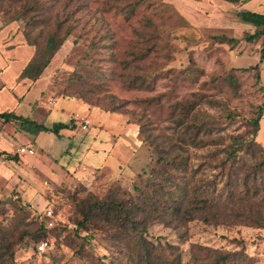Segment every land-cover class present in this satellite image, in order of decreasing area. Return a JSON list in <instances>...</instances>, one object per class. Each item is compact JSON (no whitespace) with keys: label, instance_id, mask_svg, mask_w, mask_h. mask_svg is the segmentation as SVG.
I'll return each instance as SVG.
<instances>
[{"label":"rangeland","instance_id":"1","mask_svg":"<svg viewBox=\"0 0 264 264\" xmlns=\"http://www.w3.org/2000/svg\"><path fill=\"white\" fill-rule=\"evenodd\" d=\"M27 1L0 3V113L70 126L34 140L0 120V153L20 160L0 156V229L23 237L14 264H129L137 233L79 229L81 200L138 212L174 264L212 263L211 251L264 264V152L226 156L264 100L262 41L244 42L253 29L236 13L264 14V0H36L46 10L34 23L4 25ZM56 22L70 36L38 82L21 79ZM259 129L264 147V113Z\"/></svg>","mask_w":264,"mask_h":264},{"label":"trees","instance_id":"2","mask_svg":"<svg viewBox=\"0 0 264 264\" xmlns=\"http://www.w3.org/2000/svg\"><path fill=\"white\" fill-rule=\"evenodd\" d=\"M4 0H0V3ZM232 4H241L247 2V0H223ZM46 7L43 6L42 1L36 0H28L22 6L21 11H18L14 17L9 20H3L4 25H8L15 21H23L27 25H31L37 20L38 13H42L45 11ZM237 19H239L240 23L249 26L253 29L252 32L246 33L244 36V42L246 43H254L256 41H262L260 48V59L264 58V14L252 12L249 10H241L236 13ZM35 26V25H34ZM3 27L1 24L0 29ZM70 29H63V26L56 22L54 28L49 32L46 36L43 44L35 47V52L33 56L30 58L28 63L23 68L20 78L26 79L31 83H36L40 80L41 76L50 65L53 57L58 53L60 48L63 46L66 39L70 36ZM214 41L219 44H228L232 47H236L238 45L237 38H228L226 36L221 37H213ZM32 43V42H31ZM29 43L30 45H33ZM147 54V53H146ZM145 54V55H146ZM143 55V56H145ZM257 68V65L254 69ZM203 71L201 70H192L188 74V76L194 81L202 76ZM229 83L233 84V79L227 78ZM146 81V80H145ZM144 81H141L142 84ZM264 89V88H263ZM113 113V111L111 112ZM264 113V100L262 104H260L257 108L256 117L250 120H246L247 126L251 128V132L248 134L249 140H245L238 137L231 138V146L230 150L226 151L227 159L231 158L237 159V151L241 146H245L249 148V150H257L259 152H264V147L257 141V135L260 131V120ZM235 117V116H232ZM0 120L3 123L10 122H19L20 123V131L29 135L34 140L41 133L47 134H55L57 137L60 136V132L63 130H69L70 123H55L52 126L48 127L44 125L42 122H38L36 120H31L30 117L18 116L14 113H0ZM199 130V129H198ZM0 156H4L7 161L18 163L19 157L17 154L7 153L2 151ZM178 155V154H177ZM176 156V155H175ZM175 156L172 159L168 158V155L165 157L161 154L157 157V161L159 163H165L171 166V168L176 170H181L183 167L181 165L176 166ZM183 161V160H181ZM256 184L253 182V185ZM264 184V183H262ZM181 190L183 192L186 191V188L183 187ZM78 206L81 208L80 214L82 219L75 223V225L79 229L88 230L90 227H95L99 224H106L117 226L120 232H129L132 235L137 233L136 237L133 239L135 241L132 244V250L129 254V264H174L173 260H169L171 255L166 254L164 251H160L155 249L154 245L151 244L146 238L143 237L140 229V223L136 219L138 216V212L133 209H127L126 207L120 206L113 201H99L94 200L93 202H88V200H81L78 202ZM139 207H136L138 209ZM3 229H0V264H14V255L16 252V247L19 243L23 242V237L18 233L14 234L12 232H4ZM15 235L17 236L15 238ZM120 236V235H119ZM128 237L120 236L124 241H130L131 239H125ZM211 251V250H209ZM212 257H215L212 263L206 264H230L232 262V258L234 256L230 254H219L217 251H211ZM82 257V255H80ZM117 264H124L118 262Z\"/></svg>","mask_w":264,"mask_h":264},{"label":"built area","instance_id":"3","mask_svg":"<svg viewBox=\"0 0 264 264\" xmlns=\"http://www.w3.org/2000/svg\"><path fill=\"white\" fill-rule=\"evenodd\" d=\"M20 152L23 153V154L25 152H27L28 154L33 155V151L32 150L21 149ZM39 250H43V245L39 247Z\"/></svg>","mask_w":264,"mask_h":264},{"label":"crops","instance_id":"4","mask_svg":"<svg viewBox=\"0 0 264 264\" xmlns=\"http://www.w3.org/2000/svg\"><path fill=\"white\" fill-rule=\"evenodd\" d=\"M1 64V63H0ZM8 65V63L7 64H5V67ZM71 100H74L77 104H79V106H80V108L82 109L84 106L83 105H81L80 104V102L79 101H77L76 99H71ZM28 117H30V116H28Z\"/></svg>","mask_w":264,"mask_h":264}]
</instances>
